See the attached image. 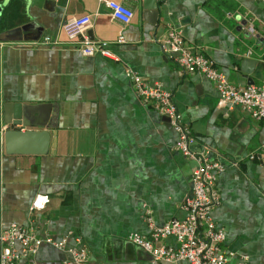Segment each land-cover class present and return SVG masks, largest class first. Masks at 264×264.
Returning a JSON list of instances; mask_svg holds the SVG:
<instances>
[{
    "label": "crops",
    "instance_id": "crops-1",
    "mask_svg": "<svg viewBox=\"0 0 264 264\" xmlns=\"http://www.w3.org/2000/svg\"><path fill=\"white\" fill-rule=\"evenodd\" d=\"M106 1L132 9L131 23L115 20ZM156 3L0 0V124L7 105L22 104L32 107L31 127H17L50 134L46 154L10 153L0 136V233L17 223L40 238L66 240L64 250L45 244L18 264H64L70 249H85L87 264H188L153 261L128 240L150 237L149 213L156 225L186 217L196 167L176 151L168 118L137 95L131 71L170 91L194 147L226 166L212 215L233 254L229 264H264V120L220 108L215 83L183 72L158 42L181 30L191 52L232 85L264 86V0ZM85 16L87 36L118 60L87 57L69 44L64 23ZM38 195L47 196V207L31 211Z\"/></svg>",
    "mask_w": 264,
    "mask_h": 264
},
{
    "label": "built area",
    "instance_id": "built-area-1",
    "mask_svg": "<svg viewBox=\"0 0 264 264\" xmlns=\"http://www.w3.org/2000/svg\"><path fill=\"white\" fill-rule=\"evenodd\" d=\"M111 16L125 25L131 23L132 9L116 1H106ZM91 17H70L63 25L69 44L75 45L82 55L87 57L101 56L118 60V57L107 44L90 39L86 31L91 27ZM247 29L253 30L251 21H246ZM51 42L46 39L45 43ZM159 46L165 56L176 61L183 72L201 74L215 83L218 91L220 108H242L256 120H264V86L248 85L236 87L226 76L219 72L212 61L200 54H194L187 47L182 31L171 29L160 39ZM118 43H125L120 36ZM264 49V43H263ZM251 51L248 55H251ZM135 91L147 105L152 104L162 116L168 118L177 134L176 151L185 158L196 162L191 175L192 193L183 203L187 213L184 219H172L163 225H156L150 213L147 222L151 229L150 237L130 234L128 240L147 252L153 261L175 263L186 261L188 264H229L233 254L223 248L225 232L218 228L213 220V210L220 204L217 188L218 176L226 171L220 161L211 160L206 149L195 148L196 140L190 134L180 113L174 95L159 84L150 85L135 72H130ZM1 96V94H0ZM9 129L0 124V136ZM253 158V157H252ZM47 196L38 195L31 204V211H42L47 207ZM66 240L56 241L47 236L40 238L32 230L12 223L0 233V264H18L19 261L35 255L43 245L58 250L65 249ZM71 259L64 264H87L88 253L85 249L67 250Z\"/></svg>",
    "mask_w": 264,
    "mask_h": 264
},
{
    "label": "water",
    "instance_id": "water-1",
    "mask_svg": "<svg viewBox=\"0 0 264 264\" xmlns=\"http://www.w3.org/2000/svg\"><path fill=\"white\" fill-rule=\"evenodd\" d=\"M155 0V9H157ZM154 5H152L154 7ZM152 8V7H151ZM158 11V10H157ZM159 12V11H158ZM25 27L17 28L13 32L24 30ZM31 106L22 104H10L5 108L4 123L9 129L4 133L5 146L10 153L27 151L31 154H46L50 144V134L44 130L23 131L17 126L31 127L29 124ZM10 127H12L10 129Z\"/></svg>",
    "mask_w": 264,
    "mask_h": 264
}]
</instances>
